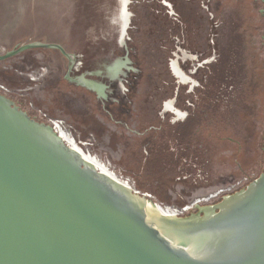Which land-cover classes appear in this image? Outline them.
<instances>
[{
  "label": "water",
  "instance_id": "1",
  "mask_svg": "<svg viewBox=\"0 0 264 264\" xmlns=\"http://www.w3.org/2000/svg\"><path fill=\"white\" fill-rule=\"evenodd\" d=\"M136 1L128 12L129 0H0V62L42 49L122 132L140 109L142 0ZM255 2L263 12L264 2ZM71 55L83 57L84 70L101 69L112 79L132 63L130 76L139 79L126 93L130 116L108 79L74 77L82 63L74 66ZM123 56L127 64L113 65ZM182 58L170 61L176 79L171 64L180 68ZM150 199L115 182L0 92V264H264V171L189 217H179L189 206L174 217L151 211Z\"/></svg>",
  "mask_w": 264,
  "mask_h": 264
},
{
  "label": "rangeland",
  "instance_id": "2",
  "mask_svg": "<svg viewBox=\"0 0 264 264\" xmlns=\"http://www.w3.org/2000/svg\"><path fill=\"white\" fill-rule=\"evenodd\" d=\"M164 1L168 14L156 13ZM189 1L142 0L140 109L122 132L112 123L105 130L88 121L86 111L77 114V124L34 104L40 97L30 83L46 86L65 75L42 49L28 53L36 57L35 66L10 63L9 82L0 62V86L9 91L4 95L42 123L47 124L38 112L63 121L76 140L90 144L87 151L153 203L179 210L189 206L181 218L244 189L264 171V15L255 0ZM181 51L194 57L182 58ZM5 52L0 44V55ZM175 54L193 84L182 85L172 76ZM31 72L35 82L25 76ZM168 101L190 115L185 125L165 111ZM148 136L155 142L141 143ZM239 181V188L193 205Z\"/></svg>",
  "mask_w": 264,
  "mask_h": 264
},
{
  "label": "crops",
  "instance_id": "3",
  "mask_svg": "<svg viewBox=\"0 0 264 264\" xmlns=\"http://www.w3.org/2000/svg\"><path fill=\"white\" fill-rule=\"evenodd\" d=\"M14 61H16V63L20 65L32 67L35 66L34 64L36 62V57L34 58L30 54L26 53L21 56H17L10 60L4 61V64H2L4 65L2 66V69H6L8 72H6L7 77L5 76L4 73L2 74V76H4V79L7 81L12 76L11 72H9V69H12L13 66L10 63H14ZM25 76L31 82H35L37 79L35 72L25 74ZM40 77H43V75H40ZM17 84L20 85L19 82H17ZM29 85H34V87L37 90V94L40 97L39 100L34 101L35 102L34 104H36L38 108L42 110H46L50 116L53 117V116H57L58 114L67 115V117H69L73 122L79 124L78 123L79 119L77 118V114L78 113L83 114L85 113L84 111H86L87 113L86 116L90 117L88 121L91 122L96 121L97 123L100 124L98 125L99 127H102L105 130L110 129L109 123L111 122L74 83L69 82L66 79V74L63 77L57 78V80L46 86H42L41 84H31V83ZM24 86L27 85L24 84ZM10 88H14V87L11 86ZM37 94L34 93V95ZM36 102H38V104ZM67 109L70 110V113H66ZM86 125L90 130L92 129L91 123H87ZM149 137L150 136L145 138V140H143L141 143H143L144 145L150 144L152 141L150 140ZM108 144L111 145L110 142H108ZM109 150L111 153L115 152L113 148H109ZM113 160L115 159L113 158ZM119 161L120 159H117V164L121 165L119 164Z\"/></svg>",
  "mask_w": 264,
  "mask_h": 264
},
{
  "label": "flooded vegetation",
  "instance_id": "4",
  "mask_svg": "<svg viewBox=\"0 0 264 264\" xmlns=\"http://www.w3.org/2000/svg\"><path fill=\"white\" fill-rule=\"evenodd\" d=\"M194 1H196V0H191V1H189V2H194ZM202 1V0H201ZM201 1L199 0V3H201ZM263 2H264V0H262ZM137 3V1L136 0H129V4H128V7H127V10H128V12H132L133 11V7H134V5ZM169 4H167L165 1H164V3H163V7L165 8V10H166V7L168 8L169 6H168ZM157 13V12H156ZM263 13V15H264V11L262 12ZM166 14H168V11L166 10ZM130 17H131V14L129 13V21H130V23H129V25L130 26H132V24H131V21L132 20H130ZM175 17H176V15H175ZM174 18V17H173ZM174 20H175V18H174ZM129 25H128V27H129ZM130 31V29H128L127 28V30H126V32H129ZM123 43V42H122ZM122 47V49H123V53H124V56H126V54H127V57H129V55H128V48H127V46H126V44H125V42L123 43V46H121ZM183 52H185V51H183ZM184 54H186V53H184ZM71 56H73L74 58H73V64H74V66L76 65V63L77 62H81L82 63V66H81V68H80V71L78 72V73H75L74 74V77L75 78H77V77H79V76H84L85 78H87V76H92V77H99V78H105V79H108L109 81H110V85H115L116 86V91H119L120 93H122V95H123V97H125L127 94L126 93H129V91H128V89H126V86L128 87V79H129V77H130V75H133L134 74V71H135V69L133 68V66H132V63L130 62V64H127L125 61H124V56L123 57H118L114 62H113V65H114V63L116 62V61H118V60H120V61H123V62H125L126 64H127V66L126 67H123L120 71H119V73L116 75V77L115 78H110V77H107L105 74H104V72L105 71H103V70H98V71H100L101 72V74L99 75V74H96L97 72H95V71H88V70H84V68L86 69V67L84 66V59H83V57L82 56H78V55H71ZM64 57V56H63ZM191 57H194L193 55H187L186 54V56H183V58H191ZM14 58V57H13ZM65 58V57H64ZM12 59V58H11ZM66 59V58H65ZM67 60V59H66ZM68 61V68L70 67V66H72V62H70L69 60H67ZM112 66V65H111ZM169 66H170V63H169ZM126 68H128V69H126ZM171 68L172 69H175V68H178L179 69V67H178V65H177V63L175 62V61H173L172 62V64H171ZM67 71H68V69H67ZM87 72H90V73H88L87 74ZM183 75L181 76L180 75V77L177 79V80H179V82L181 83V84H193L194 82H193V80L190 78V77H188L187 75H185L184 73H182ZM192 88H193V86H192ZM111 90H113V88L111 87ZM113 92H114V90H113ZM172 101H168L165 105H164V108H165V111L166 112H169V113H173V114H175V116H174V120L175 121H177L178 120V125H180V126H182V125H185V123L183 122V121H185L186 120V118L187 117H190V115H188V114H184L183 112L181 113V111L180 112H178V111H176L177 109H175V107H173V105H172ZM180 121H182V122H180ZM152 130V129H151ZM180 136V132H177V135L175 136V137H179ZM150 138V140L152 141V143H154L155 142V139L153 140L152 138V136H150L149 137ZM148 138V139H149ZM210 199H213L214 197L213 196H210L209 197ZM206 199V198H205ZM199 200H202V199H199ZM197 201V200H196Z\"/></svg>",
  "mask_w": 264,
  "mask_h": 264
},
{
  "label": "bare ground",
  "instance_id": "5",
  "mask_svg": "<svg viewBox=\"0 0 264 264\" xmlns=\"http://www.w3.org/2000/svg\"><path fill=\"white\" fill-rule=\"evenodd\" d=\"M172 71L174 72V74L177 77V79L180 77V75L181 76L183 75L182 74L183 72L180 70V68L179 69L178 68L172 69ZM176 111L180 112L179 110H176ZM58 134H60L61 137L66 139L68 142H70L76 148H78L83 153H85L87 156H89L91 159H93L108 177H110L111 179H113L115 182H117L119 184L125 185L126 187H129L132 190L134 189L132 187V185L129 183V181L124 179L122 176H119L117 172H115L114 170H112L109 167L110 165H108L105 162H103L102 160H100L96 155H93L89 151H87L85 149V147H87L89 145H87V144L81 145L71 134H69V132H67V131H65L63 129H60L58 131ZM209 200H211V199L207 198V199L197 200V201H195V203L193 205H196V204H199V203H203V202H208ZM147 208L149 210H151V211H155L158 214H162V215L168 216V217L177 216V214H179V212H180V210L177 209V208L169 207V206H165V205L162 206V205H159V204H155L154 205L153 203H150V202L147 203Z\"/></svg>",
  "mask_w": 264,
  "mask_h": 264
},
{
  "label": "built area",
  "instance_id": "6",
  "mask_svg": "<svg viewBox=\"0 0 264 264\" xmlns=\"http://www.w3.org/2000/svg\"><path fill=\"white\" fill-rule=\"evenodd\" d=\"M213 52H214V51H213ZM0 91H1L3 94H8V93H9V91H8L6 88L2 87V86H0ZM38 115L41 116V117L47 122V124H48L49 126H51V128H52L55 132L58 133V131H59L60 129H63V130H65V131L69 132V131L67 130V127H66V125L64 124L63 121L48 118L45 114H42L41 112H38ZM69 134H71V133L69 132ZM77 141H78L81 145H85V144H87V145L90 146V144L87 143V142H83V141H81V140H77ZM247 181H248V180L245 179V182H247ZM241 184H242L241 181L236 182V183H235L234 185H232L231 187H228V188H224V189H220V190L215 191L214 194L209 195V197H210V196H213L214 198H216V197H218V196H220V195H225V194L231 192L233 188H239V187L241 186Z\"/></svg>",
  "mask_w": 264,
  "mask_h": 264
},
{
  "label": "trees",
  "instance_id": "7",
  "mask_svg": "<svg viewBox=\"0 0 264 264\" xmlns=\"http://www.w3.org/2000/svg\"><path fill=\"white\" fill-rule=\"evenodd\" d=\"M157 13H166L165 8L161 5L158 4V11H156ZM178 18L180 19L181 22H183V19L178 15ZM134 20L132 19L131 24L133 26ZM179 29V28H177ZM130 55V54H129ZM142 73V71H140V74ZM140 77V76H139ZM138 76H130L128 79V91L129 94H133L136 90V85H137V80H138ZM111 87L114 90V93H116V86L115 85H111ZM180 93L178 92L175 96L176 100H178ZM115 98L119 101V103H122V106L125 108V110H123V112L130 116V111H129V99L127 98V95L125 97H121L118 94H114Z\"/></svg>",
  "mask_w": 264,
  "mask_h": 264
}]
</instances>
